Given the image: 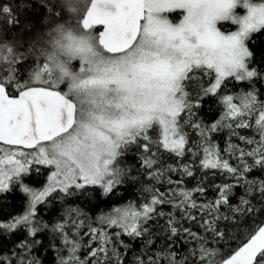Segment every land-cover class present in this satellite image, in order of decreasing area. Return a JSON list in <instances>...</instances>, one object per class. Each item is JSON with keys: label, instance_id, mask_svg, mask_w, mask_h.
Wrapping results in <instances>:
<instances>
[{"label": "snow or ice", "instance_id": "snow-or-ice-1", "mask_svg": "<svg viewBox=\"0 0 264 264\" xmlns=\"http://www.w3.org/2000/svg\"><path fill=\"white\" fill-rule=\"evenodd\" d=\"M0 213V264H264V0H0Z\"/></svg>", "mask_w": 264, "mask_h": 264}, {"label": "trees", "instance_id": "trees-1", "mask_svg": "<svg viewBox=\"0 0 264 264\" xmlns=\"http://www.w3.org/2000/svg\"><path fill=\"white\" fill-rule=\"evenodd\" d=\"M201 115H202V116H205V118H207V105L205 106L204 110L201 112ZM221 135H222V136H226V133L221 134ZM221 146L223 147V140H221ZM216 182L219 183V182H220V179L217 178ZM194 183H195V181H189V184H190V185H191V184H194ZM212 194H213V193H212L211 191L208 192V196H209V197H211ZM22 198H23V197H22V194H20V193H18V192L15 193V194H13V195H11V196L9 197V199L12 200V209H11L12 211H15V212L20 211V208H21L20 200H21ZM6 215H7V213H0V219L6 218ZM45 218L48 219V218H50V217L46 215ZM53 255H54V254H53ZM48 264H51V261H50V260H49Z\"/></svg>", "mask_w": 264, "mask_h": 264}]
</instances>
